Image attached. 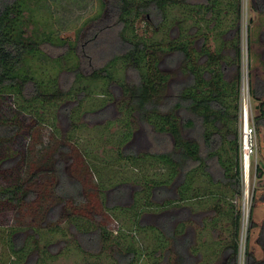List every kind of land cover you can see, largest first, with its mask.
<instances>
[{
    "label": "trees",
    "instance_id": "1",
    "mask_svg": "<svg viewBox=\"0 0 264 264\" xmlns=\"http://www.w3.org/2000/svg\"><path fill=\"white\" fill-rule=\"evenodd\" d=\"M28 1L0 0V99L17 95L29 102L41 95L40 86L30 84L33 78H21V71L39 52L37 44L27 43L22 37ZM237 1L223 5L221 0H102L104 13L91 26V33L101 36L104 30L115 26L121 51L88 76L80 73L81 62L71 72L76 80L83 77L107 82L114 78L112 68L121 63L130 73L132 79L121 84L125 102L120 108L128 113L133 125L126 126L120 145L127 143V146L119 155L141 176L144 185L132 191L127 182L108 187L103 180L99 183L102 207L110 213L115 230L104 226L83 231L81 239L85 247L95 249L100 243L103 253L112 241L117 244L118 237L114 235L122 233L124 227L117 223L113 213L132 210L133 231L154 232L156 247L149 254H144L149 250L143 246L141 254L133 247L112 248L119 264H136L142 255L153 258L152 264H238L242 211L231 199L242 197L237 127L242 80V8ZM182 9L183 16H174L175 11ZM227 15L232 19L229 27L222 23ZM137 21L146 24L150 37L137 33ZM200 23L207 25L204 32L198 27ZM211 37L214 42L218 40L215 47L211 46ZM231 68L235 73L227 79ZM27 90L31 94H26ZM72 91L62 88L45 100L62 102ZM259 109L257 121L264 125V102ZM105 111L96 115L104 116ZM34 126L39 127L40 133L45 131L37 147H45L57 137L52 125L38 120ZM142 126L153 138L155 151L137 149ZM35 128L18 141L24 151L33 142L31 133ZM17 132V123L0 120V145ZM230 151L234 156H229ZM6 157H0V165ZM157 165L163 171H157ZM59 166L58 160L56 172H47L57 178L51 184L53 198L49 205H52L42 216L57 225L63 219L73 221L83 217L81 212L87 202L84 193L73 197L64 193L68 180ZM86 167L87 177L92 180L95 169ZM98 175L102 178L100 172ZM199 176L207 180L209 187L196 185ZM18 181L0 187V206L20 207L29 203L28 197L35 192H28V184ZM75 185L77 190L80 185L76 182ZM209 204L211 207L206 208ZM60 205L64 206L62 212ZM148 211L154 215L143 218L150 214ZM193 218H200L199 231L190 228ZM224 221L229 223L223 224ZM205 231L211 238L201 241ZM225 232L231 236L228 242L223 240ZM9 239L14 261L11 264L22 262L21 237ZM247 255L246 264H254L252 256L248 252ZM26 264L39 263L28 259Z\"/></svg>",
    "mask_w": 264,
    "mask_h": 264
},
{
    "label": "rangeland",
    "instance_id": "2",
    "mask_svg": "<svg viewBox=\"0 0 264 264\" xmlns=\"http://www.w3.org/2000/svg\"><path fill=\"white\" fill-rule=\"evenodd\" d=\"M227 1L230 0H221L223 5ZM239 2L242 8L243 53L239 120L246 105L249 107L250 123L257 130L258 154L257 160L251 161L249 187L242 179V197L231 199L242 211L238 264H246L247 252L252 256L254 264H258L264 261V125L262 121H257L259 106L264 102V0ZM27 7L24 12L25 23L21 27L22 37L27 43L37 44L39 52L21 71V78H33L30 84L39 85L41 95L37 100L29 102L17 95L12 99L9 95L0 99V120L18 124L17 134L1 141L0 157H7L0 165V187L21 179L28 184V192L34 190L35 193L28 197L29 203L20 207L0 206V264L14 262L11 261L12 243L9 238L17 237H21L23 242L24 258L22 262H15L16 264H26L28 259L39 264H119L118 258L111 252L113 249L133 247L141 254L142 246L149 250L144 254H149L156 247L154 232L136 234L133 231L132 210L131 213L123 210L113 213L117 223L124 229L122 233H114L118 237L117 244L112 241L103 253L100 243L93 249L85 247L81 239V233L85 230L104 226L110 230L114 228V222H110V213L102 207L103 197L97 190L102 180L106 187L127 182L132 191L144 185L141 176L136 175L138 173L119 155L127 146V143L120 145L123 133L126 126L132 123L128 113L120 108L125 102L121 84L132 79L130 73H127L121 63L112 68L114 78L107 82L83 77L76 80L75 73L71 72L81 62L80 73L88 76L118 54L121 51V44L117 39L118 28L111 26L101 36L100 33L98 36L91 33V26L97 24L104 13L102 0H29ZM184 14V9L174 12V16ZM227 16L222 22L225 27H229L232 21L231 16ZM198 27L204 32L207 25L200 23ZM135 28L138 34L151 36V31L147 30L144 22L137 21ZM211 40V46L215 47L218 40L214 42V37ZM234 73L233 68L229 69L226 78L231 79ZM179 78L183 81L182 75ZM62 88L73 90L65 100L51 103L45 100ZM30 92L31 90H27L26 94H31ZM253 92L260 99L255 98ZM103 110H106L104 116L96 115ZM38 120L48 126L52 125L57 135L45 147H37L45 133H40L39 127L35 128ZM136 120L134 117L135 123ZM237 127L238 166L241 175L239 124ZM33 128V142L28 143L27 146H30L24 151L18 141L26 137ZM136 144L138 150H156V144L146 127L139 132ZM229 156H234V152L230 151ZM58 160L61 162L59 168L67 175L68 180V184L64 185V193L72 197L81 193L87 196L86 208L81 212L83 217L73 221L63 219L59 225L51 224L42 217L46 208L52 205H49L53 198L51 184L57 178L47 172H56ZM86 166L95 169L92 180L87 177ZM155 168L163 171L160 165ZM99 172L102 178L99 177ZM134 179H139V182ZM75 182L80 185L77 190ZM196 185L209 187L202 176L197 178ZM210 204L206 208L211 207ZM63 207L60 205L61 212ZM148 212L150 214L146 213L143 218L154 215L152 211ZM57 217L59 218V212ZM222 223L227 225L229 221ZM190 228L192 231H199L200 218H193ZM222 236L225 242L231 239L228 232ZM210 238L211 234L205 231L201 241ZM152 259L142 255L136 264H152Z\"/></svg>",
    "mask_w": 264,
    "mask_h": 264
},
{
    "label": "built area",
    "instance_id": "3",
    "mask_svg": "<svg viewBox=\"0 0 264 264\" xmlns=\"http://www.w3.org/2000/svg\"><path fill=\"white\" fill-rule=\"evenodd\" d=\"M240 129V155H241V181L244 179L249 187L251 175V161L257 160L258 139L257 130L254 124L250 123L249 107L244 106V110L239 120ZM257 171V169H256ZM249 190V189H247Z\"/></svg>",
    "mask_w": 264,
    "mask_h": 264
}]
</instances>
